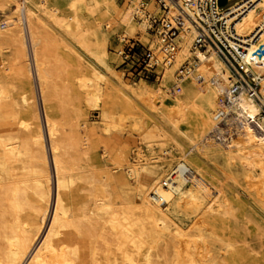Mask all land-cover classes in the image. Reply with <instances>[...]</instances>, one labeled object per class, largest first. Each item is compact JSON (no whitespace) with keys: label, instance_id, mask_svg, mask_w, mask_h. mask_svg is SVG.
<instances>
[{"label":"bare ground","instance_id":"obj_1","mask_svg":"<svg viewBox=\"0 0 264 264\" xmlns=\"http://www.w3.org/2000/svg\"><path fill=\"white\" fill-rule=\"evenodd\" d=\"M142 1L0 0V10L11 12L0 22V264L246 263L239 235L216 233L215 221L237 218V208L208 180L201 153L216 150L241 167L264 220L261 109L243 102L226 146L211 136L233 76L217 53L195 47L193 31L182 32L157 87L128 83L112 65L115 40V50L139 39L159 61L168 58L149 33ZM257 27L264 29V0L237 24L242 36ZM188 63L202 81L187 79L170 95ZM253 71L264 96V66ZM200 101L206 120L189 110ZM90 111L100 120L91 122ZM129 120L145 148L123 144ZM179 214L189 226L173 220Z\"/></svg>","mask_w":264,"mask_h":264},{"label":"built area","instance_id":"obj_2","mask_svg":"<svg viewBox=\"0 0 264 264\" xmlns=\"http://www.w3.org/2000/svg\"><path fill=\"white\" fill-rule=\"evenodd\" d=\"M149 1L154 2L153 11L147 10ZM231 1L234 0H227L225 4H221V0H143L141 8L147 12L149 33L153 38H159L162 51L168 58L159 61L154 50L139 39L129 38L119 50H115L119 67L130 80L159 83L163 76L161 67L171 65L169 61L180 47L182 32L193 31L195 47L217 53L233 76L228 91L220 97V105L215 112L217 126L211 134L222 147L237 132L233 119L243 111L244 101L258 105L264 118L261 80L253 71L254 66H264V42L261 38L264 29L257 27L248 36L240 35L237 30V24L260 0H236L234 5L228 6ZM172 10L174 14H171ZM253 47L255 49L251 53ZM192 77L202 81L196 65L188 63L182 66L169 94H179L182 84Z\"/></svg>","mask_w":264,"mask_h":264},{"label":"rangeland","instance_id":"obj_3","mask_svg":"<svg viewBox=\"0 0 264 264\" xmlns=\"http://www.w3.org/2000/svg\"><path fill=\"white\" fill-rule=\"evenodd\" d=\"M48 1L50 2V4H54L58 2L59 0H48ZM235 2L236 0L229 2L228 6L234 5ZM59 3L61 6H63L64 9L67 8L66 2L60 1ZM10 14L11 12L9 9H6L3 12L0 10V22H2ZM256 21H257V14L254 15L252 19V23H256ZM249 29L250 27L247 29V31H249ZM246 32H244V34ZM142 43L144 42L142 41ZM144 44L147 45L146 43ZM119 46H120L119 39L115 40L113 45L111 46V52L115 54L113 55V57L114 56L117 57V60H118V61L117 60L113 61L112 65L115 66L116 70H119L122 73H124L122 68L119 67V57L114 51ZM61 49L63 53H67V50L65 48L62 47ZM84 56L87 60L86 63L90 64L91 62L89 61V58L86 55ZM125 79L130 84H134V83L149 84L153 88L157 87L160 83V82L159 83L149 82L145 80L132 81L127 76H125ZM157 100L160 101L162 99H157ZM171 101L172 100L168 101L169 105ZM186 102L191 103L190 100H186ZM159 104L161 105L163 104V102ZM193 106H196V108L194 109ZM189 107H190L189 110L192 111V113L195 114L196 117L199 118V120H202V118H205V120L207 119L209 113L206 109V106L201 101L197 102V104L195 105L190 104ZM89 117H90L91 122H97L100 120V113L98 111H90ZM132 140H136L137 144L135 142H131ZM122 142L123 144L128 145L129 149L135 147L136 145L145 148L147 144V141L144 139V136L143 135L140 136V133L134 130V122H132L131 120H129L127 124L124 126V131L122 132ZM145 150H147L146 152L148 155L151 153V152L148 153V149H145ZM156 151H159L158 148H156ZM198 151L200 152L201 149L199 148ZM102 154H103V149H100L99 156L102 157ZM201 154H203L204 159H205L204 167L207 172L206 174H207L208 180L215 186L222 188L224 191V195H226L229 199H231L234 206L237 208L236 210L237 218L235 219L225 218L224 220L215 221V224L217 226L216 227L217 235L219 237H225V238L231 237L233 239H237L236 237L239 235V239L240 241H242V244L244 246V249L247 255L245 264H264V235H263L264 234V220L262 219L261 216L257 214L256 205L253 199L255 198V196L249 195V193L252 190H249V186H247L248 184H247V179H245L246 178L245 173L242 171L239 165L224 162L216 150L209 149L207 152H204ZM130 156L131 158L134 156V152H132V150H131ZM225 175H226V178L228 179L224 178ZM173 220L182 227H187L191 223V219L188 218L187 216H184L183 214L173 216ZM163 249H164V245L160 247V251H163Z\"/></svg>","mask_w":264,"mask_h":264},{"label":"water","instance_id":"obj_4","mask_svg":"<svg viewBox=\"0 0 264 264\" xmlns=\"http://www.w3.org/2000/svg\"><path fill=\"white\" fill-rule=\"evenodd\" d=\"M227 0H221V4H225Z\"/></svg>","mask_w":264,"mask_h":264},{"label":"crops","instance_id":"obj_5","mask_svg":"<svg viewBox=\"0 0 264 264\" xmlns=\"http://www.w3.org/2000/svg\"><path fill=\"white\" fill-rule=\"evenodd\" d=\"M254 13H256V11Z\"/></svg>","mask_w":264,"mask_h":264},{"label":"trees","instance_id":"obj_6","mask_svg":"<svg viewBox=\"0 0 264 264\" xmlns=\"http://www.w3.org/2000/svg\"><path fill=\"white\" fill-rule=\"evenodd\" d=\"M254 24H256V23H254Z\"/></svg>","mask_w":264,"mask_h":264}]
</instances>
